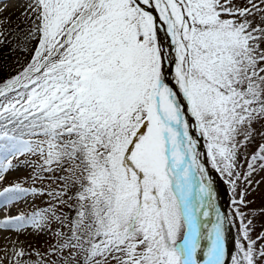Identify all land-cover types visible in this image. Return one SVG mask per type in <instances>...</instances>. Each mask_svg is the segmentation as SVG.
<instances>
[{
  "label": "snow or ice",
  "instance_id": "obj_1",
  "mask_svg": "<svg viewBox=\"0 0 264 264\" xmlns=\"http://www.w3.org/2000/svg\"><path fill=\"white\" fill-rule=\"evenodd\" d=\"M22 15L15 32L0 19V46L26 60L0 82V152L24 157L33 183L3 187L0 208L49 206L0 228L58 225L53 258L33 264H225L234 221L207 163L233 192L264 168L261 145L239 170L264 121V0H30ZM44 179L57 187L34 186ZM236 215L231 264H264V233ZM12 251L9 264H30Z\"/></svg>",
  "mask_w": 264,
  "mask_h": 264
},
{
  "label": "rangeland",
  "instance_id": "obj_2",
  "mask_svg": "<svg viewBox=\"0 0 264 264\" xmlns=\"http://www.w3.org/2000/svg\"><path fill=\"white\" fill-rule=\"evenodd\" d=\"M2 1H0V10H2V12H0V19H3L4 27L6 29L15 32L17 25H19L20 22L25 19L22 13L26 12L30 0ZM13 47V45L0 46V58L3 57L0 59V82H2L8 76L14 75L16 71L20 70L21 65L26 63L24 58L25 54L19 51L14 52L12 50ZM253 127L255 131L252 135V139L248 142L245 148L241 149L243 155L239 158L241 165L239 170L242 173L247 171V164L251 160V156L259 155L260 147L261 145H264V121L255 122ZM202 143L204 146L202 153L205 154L203 159L207 160V148L204 139ZM5 156V153L0 152V164L7 163V159H12L11 157H7L6 159ZM23 159L24 157L12 159V164L15 167L10 169L6 174V183L0 185V190H2V188L8 184L14 182H25L24 186L26 187L32 185L33 182L29 179V176L32 173L31 168H26L24 165L18 164V160ZM260 163V161L256 162V170L250 177V184L243 179L237 181L239 187L236 189V192H233L232 185L229 183L228 179H226L215 169H212L210 161L207 163L211 178L214 181V188L226 207L228 216L234 221L232 226H234V236H236V239H238L241 234L240 217L236 215L237 208L246 214L244 221L245 223L247 220L252 221V225L250 227L252 229L251 236L253 239L264 233V168L259 166ZM45 175L47 176L48 174ZM34 186L37 188L47 189L49 187L55 188L57 185L48 179H44L42 182L36 181ZM241 192L245 193L244 200L246 202V206H240L234 203V201H238L240 199L239 193ZM48 206L49 198L47 195L43 197H29L27 198V202L21 201L16 205L0 208V221H3L10 216H17L22 213L25 215H31L33 212L43 211L44 209L48 208ZM62 211L69 216L75 215L74 210H70L67 207H64ZM57 227L58 225L54 222L50 226V230L45 229L43 231L36 230L31 226H27L19 230V232L15 229L9 230L0 228V258H3L2 264H9V261L12 260L13 247H16L18 250L23 249L25 253L29 254L27 256L25 255L21 259L28 260L30 264H33V262L41 259V256L37 255V253L45 256V258L52 259L53 257L49 256L48 254L50 253L51 248L57 243V237L55 235ZM64 231H67V229L65 228ZM16 244L19 246L17 247ZM5 250H7V255L5 254Z\"/></svg>",
  "mask_w": 264,
  "mask_h": 264
},
{
  "label": "bare ground",
  "instance_id": "obj_3",
  "mask_svg": "<svg viewBox=\"0 0 264 264\" xmlns=\"http://www.w3.org/2000/svg\"><path fill=\"white\" fill-rule=\"evenodd\" d=\"M0 1H2V0H0ZM3 2V1H2ZM1 9V8H0ZM6 11V10H5ZM1 14V13H0ZM3 51V50H2ZM15 52V51H14ZM17 53V52H16ZM3 58V57H2ZM2 58H0V59H2ZM14 59V58H13ZM203 149L204 148H202L201 149V152H203ZM201 159H202V161H204V159H203V156L201 157ZM214 190H215V188H214ZM216 191V190H215ZM216 193V195L218 196V200L220 201V204H222V206H224V204H223V202H222V200L220 199V197H219V195L217 194V192H215ZM224 208H225V214L228 216V211H227V209H226V207L224 206ZM4 211H5V208H4ZM229 217V216H228ZM229 219H230V217H229ZM231 220V219H230ZM232 226V225H231ZM19 232V231H18ZM24 232V231H23ZM234 232H235V230H234V226H232V231H231V229L229 230V232H228V238H230V241L231 242H233V236H234ZM25 234V233H24ZM18 235V234H17ZM9 236V235H8ZM21 236V235H20ZM235 237V239H236V236H234ZM18 238V237H17ZM23 239V238H22ZM21 239V240H22ZM18 240V239H17ZM25 240V239H24ZM6 242V241H5ZM1 243V242H0ZM3 243V242H2ZM230 242L229 241H226V247H227V254H226V258H225V264H231V257L233 256V255H235L234 254V251L232 250V247L230 246V244H229ZM14 244V243H13ZM17 245V244H16ZM19 245H17V247H18ZM16 248V247H15ZM27 256V255H26ZM29 257V256H28ZM26 259V258H25ZM28 259V258H27ZM24 260V259H23ZM28 261V260H27ZM7 264V263H6Z\"/></svg>",
  "mask_w": 264,
  "mask_h": 264
},
{
  "label": "water",
  "instance_id": "obj_4",
  "mask_svg": "<svg viewBox=\"0 0 264 264\" xmlns=\"http://www.w3.org/2000/svg\"><path fill=\"white\" fill-rule=\"evenodd\" d=\"M161 35H163V34H161ZM195 135L197 136V138H199V150L201 151V149H202V139L199 137V133L198 132H196L195 133ZM213 187H214V185H213ZM216 192V191H215ZM217 196V195H216ZM219 198H218V196H217V205H218V207L220 208V210L222 211V212H225V208H224V206H222V204H220V201L218 200ZM231 229V231H232V226H230L229 227V229H228V231H227V233H226V241H229L230 243V246L232 247V250L234 251V254H236L237 253V244H236V241H237V239H235V237L233 236V242H231L230 241V238H228V232H229V230Z\"/></svg>",
  "mask_w": 264,
  "mask_h": 264
},
{
  "label": "trees",
  "instance_id": "obj_5",
  "mask_svg": "<svg viewBox=\"0 0 264 264\" xmlns=\"http://www.w3.org/2000/svg\"><path fill=\"white\" fill-rule=\"evenodd\" d=\"M57 187V186H56Z\"/></svg>",
  "mask_w": 264,
  "mask_h": 264
}]
</instances>
